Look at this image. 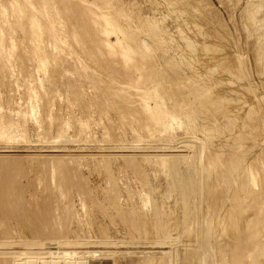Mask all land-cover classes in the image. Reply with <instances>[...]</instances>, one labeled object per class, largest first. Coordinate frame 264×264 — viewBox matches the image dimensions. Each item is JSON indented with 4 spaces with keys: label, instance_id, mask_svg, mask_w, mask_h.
Segmentation results:
<instances>
[{
    "label": "rangeland",
    "instance_id": "1",
    "mask_svg": "<svg viewBox=\"0 0 264 264\" xmlns=\"http://www.w3.org/2000/svg\"><path fill=\"white\" fill-rule=\"evenodd\" d=\"M48 1L60 24L38 13L36 31L28 0H0V179L10 153L26 170L9 197L25 219L0 210V264H264V0ZM118 38L135 61L108 54ZM56 159L78 186L58 191Z\"/></svg>",
    "mask_w": 264,
    "mask_h": 264
},
{
    "label": "bare ground",
    "instance_id": "2",
    "mask_svg": "<svg viewBox=\"0 0 264 264\" xmlns=\"http://www.w3.org/2000/svg\"><path fill=\"white\" fill-rule=\"evenodd\" d=\"M64 2H66V0H63ZM76 1V0H75ZM85 1V0H84ZM88 1V0H87ZM103 1V0H102ZM110 1V0H109ZM179 1V0H178ZM81 2V1H80ZM83 2V1H82ZM94 2V1H93ZM101 2V1H100ZM106 2V1H105ZM188 2V1H187ZM157 3V2H156ZM63 4H65V3H63ZM67 4V3H66ZM77 4V3H76ZM86 4V3H85ZM89 4V3H88ZM91 4V3H90ZM179 4V3H178ZM187 4V3H186ZM24 5V4H23ZM27 7H29L30 9H32V11H35V12H37V14H33L32 15V17L30 18L31 20V23H32V26L34 27V29L36 30V31H39L40 29H41V26H42V24L40 23V20L38 19V17H37V15H38V13L39 14H41V15H44L45 17H47L48 18V20H49V22H50V24H51V26H53V27H55V26H58L59 24H60V15L58 14V12H57V10H56V5L55 6H52L51 5V2H49L48 0H28V2H26V4H25ZM58 5V4H57ZM81 5V4H80ZM83 5V4H82ZM97 5V4H96ZM111 5V4H110ZM201 5V4H200ZM6 6V5H5ZM17 6H19V5H17ZM77 6H79V5H77ZM86 6H87V4H86ZM93 6V5H92ZM101 6V5H100ZM112 6H113V4H112ZM182 6V5H181ZM203 6V5H202ZM59 7V6H58ZM103 7V6H102ZM106 7V6H105ZM115 7V6H114ZM23 8V7H22ZM87 8H88V6L86 7V8H82V11H81V14H83L85 11V9L87 10ZM116 8V7H115ZM184 8V7H183ZM188 8V7H187ZM205 8V7H204ZM2 9V8H1ZM23 9H25V7L23 8ZM81 9V8H80ZM89 9V8H88ZM94 9H96V8H94ZM182 9V8H181ZM60 10V9H59ZM65 10L66 11H68V13H70L71 12V9L68 7V5H65ZM97 10V9H96ZM101 10V9H100ZM168 10V9H167ZM179 10V9H178ZM183 10H187V9H183ZM1 11V10H0ZM11 11V10H10ZM24 11V10H23ZM64 11V10H63ZM62 11V12H63ZM87 11H89V10H87ZM98 11V10H97ZM96 11V12H97ZM180 11V10H179ZM35 12H33V13H35ZM93 12H94V10H93ZM112 12V11H111ZM207 12V11H206ZM215 12V11H214ZM1 13V12H0ZM16 13V12H15ZM24 13V12H23ZM91 13V12H90ZM98 13V12H97ZM97 13L95 14V15H97ZM107 13V12H106ZM31 14V13H30ZM71 14V13H70ZM87 14H88V12H87ZM120 15H121V13H119ZM257 14V13H256ZM2 15V14H1ZM76 15V14H75ZM85 15V14H84ZM89 15V14H88ZM87 15V16H88ZM105 15V14H104ZM108 15V14H107ZM106 15V16H107ZM204 15V14H203ZM21 16H23V15H21ZM30 16V15H29ZM66 16V15H65ZM69 16V15H68ZM91 16V15H90ZM104 17V16H102V15H100V18H102L101 19V21L102 22H104V24L105 25H103L104 27H103V31H105V32H108V33H110V31H112L111 29H113L114 28V26H115V24H114V22H113V19H111V17H110V15L108 16V19H107V17ZM192 16V15H191ZM40 17V16H39ZM89 17V16H88ZM113 17H116V16H113ZM121 17V16H120ZM23 18V17H22ZM86 18V17H85ZM126 18V17H125ZM174 18V17H173ZM193 18V17H192ZM69 19V18H68ZM82 19H84V18H82ZM116 19H118V18H116ZM114 20V21H117V20ZM150 19V18H149ZM22 20V19H21ZM72 20V19H71ZM70 20V21H71ZM99 20V19H98ZM198 20V19H197ZM64 21V20H63ZM66 21V20H65ZM74 21V20H73ZM87 21H88V24H89V20L87 19ZM120 20H118V22H119ZM154 21V20H153ZM248 21V20H247ZM97 22L98 21H96L95 19L93 20V23H92V30H91V32H95L96 30H97V32H98V28L99 27H97L96 28V26H101V25H98L97 24ZM100 22V21H99ZM121 22V21H120ZM120 22H119V24H118V27H119V25H121L120 24ZM250 22V21H249ZM70 23V22H69ZM157 23H158V21H157ZM246 23V22H245ZM65 24V23H64ZM72 24V23H71ZM76 24V23H75ZM117 24V23H116ZM209 24V23H208ZM68 25V24H67ZM66 25V26H67ZM250 25V24H249ZM252 25V24H251ZM73 26H74V23H73ZM76 26V25H75ZM78 26H79V24H78ZM85 27H87V26H85ZM89 27H90V25H89ZM150 27V26H149ZM204 27V26H203ZM202 27V28H203ZM225 27V26H224ZM64 28V27H63ZM68 28V27H67ZM101 28V27H100ZM120 28H121V26H120ZM153 28H155V27H153ZM149 29V28H148ZM194 29V28H193ZM192 29V30H193ZM198 29V28H197ZM200 29V28H199ZM225 29V28H224ZM1 30H2V28H0V34H1ZM44 30V29H43ZM65 30V29H64ZM76 30V29H75ZM74 30V31H75ZM202 30V29H201ZM226 30V29H225ZM73 31V32H74ZM78 31H80V30H78ZM82 31H83V29H82ZM102 31V30H101ZM123 31V30H122ZM133 31V30H132ZM158 31V30H157ZM257 31V30H256ZM65 32V31H64ZM72 32V34H74L75 35V37L77 38V35H78V33H77V35H76V33L74 32L73 33ZM100 32V31H99ZM194 32V31H193ZM220 32V31H219ZM223 32V31H222ZM70 33V32H69ZM83 33V32H82ZM87 33V32H86ZM202 33V32H201ZM200 33V34H201ZM93 34V33H92ZM220 34V33H219ZM224 34V33H223ZM32 35H34V34H32ZM98 35H99V33H98ZM71 36V35H70ZM69 36V37H70ZM94 36H96V35H94ZM100 36V35H99ZM207 36V35H206ZM44 37V36H43ZM67 37V36H66ZM78 37H79V35H78ZM158 37V36H157ZM160 37H161V35H160ZM195 37V36H194ZM48 38V37H47ZM103 38V37H102ZM102 38H101V40H102ZM193 38V37H192ZM73 39V38H72ZM77 39H80V38H77ZM223 39H225L224 37H223ZM5 40H6V38H5ZM176 40V39H175ZM39 41V40H38ZM108 41V40H107ZM107 41H105V43L107 42ZM157 41V40H156ZM180 41V40H179ZM211 41V40H210ZM214 41V40H213ZM226 41V40H225ZM71 42H72V40H71ZM190 42V41H189ZM194 42V41H193ZM196 42V41H195ZM198 42V41H197ZM73 43V42H72ZM95 43V42H94ZM100 43V42H99ZM116 43H117V45H116ZM116 43H114V44H111V43H107L106 44V46H107V50H109V53L108 54H110L111 56H116V54H119V55H122L123 56V58L125 59V63L126 62H133V61H135V58H134V54H133V48H132V45H130L129 43H127L126 45H120L119 46V43H121V39L120 38H118V40H117V42ZM207 43V42H206ZM80 44V43H79ZM91 44V43H90ZM187 44V43H186ZM217 44V43H216ZM14 45V44H13ZM75 45H76V43H75ZM102 45V44H101ZM222 45V44H221ZM8 46V45H7ZM11 46V45H10ZM86 46V45H85ZM93 46H95V44L93 45ZM14 47V46H13ZM87 47H88V45H87ZM86 47V48H87ZM101 47V46H100ZM102 47H104V45L102 46ZM10 48V47H9ZM40 48H42V46L40 47ZM80 48V47H79ZM191 48V47H190ZM205 48V47H204ZM3 49V41L0 39V52H1V50ZM8 49V48H7ZM46 49V48H45ZM75 49V48H74ZM105 49V48H104ZM225 49V48H224ZM260 49V48H259ZM33 50V49H32ZM89 50V49H88ZM219 50V49H218ZM48 51V50H47ZM72 51V50H71ZM86 51H87V49H86ZM97 51V50H96ZM24 52V51H23ZM138 52V51H137ZM261 52V51H260ZM76 53V52H75ZM88 53H90V52H88ZM107 53V52H106ZM221 53V52H220ZM49 54H51V53H49ZM77 54V53H76ZM137 54V53H136ZM3 55V54H2ZM61 55V54H60ZM89 55V54H88ZM106 55V54H105ZM7 56V55H6ZM14 56H16V55H14ZM22 56V55H21ZM48 56V55H47ZM46 56V57H47ZM51 56V55H50ZM80 55H78V57H79ZM82 56V55H81ZM91 56H92V54H91ZM95 56H97V55H95ZM107 56V55H106ZM17 57V56H16ZM56 57H57V55H56ZM86 57V56H85ZM84 57V58H85ZM98 57V56H97ZM100 57V56H99ZM109 57V56H108ZM119 57V56H118ZM47 58H49V57H47ZM80 58V57H79ZM78 58V59H79ZM90 58V57H89ZM19 59V58H18ZM260 59V58H259ZM58 60H59V58H58ZM74 60V59H73ZM97 60H98V58H97ZM121 60V59H120ZM140 60V59H139ZM221 60V59H220ZM230 60V59H229ZM20 61V60H19ZM62 61V60H61ZM108 61V60H107ZM116 61V60H115ZM48 62H49V60H48ZM85 62V61H84ZM83 62V63H84ZM87 62V61H86ZM106 62V61H105ZM229 62V61H228ZM237 62V61H236ZM2 63V62H1ZM50 63V62H49ZM69 63V62H68ZM88 63V62H87ZM94 63H95V61H94ZM101 63H102V61H101ZM109 63V62H108ZM173 63V62H172ZM224 63V62H223ZM227 63V62H226ZM256 63V62H255ZM90 64V63H89ZM92 64V63H91ZM111 64V63H110ZM228 64V63H227ZM79 65V64H78ZM204 65V64H203ZM82 66V65H81ZM89 66V65H88ZM108 66H112V65H108ZM125 66V65H124ZM123 66V67H124ZM216 66V65H215ZM76 67V66H75ZM79 67V66H78ZM99 67V66H98ZM119 67V66H118ZM153 67V66H152ZM220 67V66H219ZM38 68V67H37ZM67 68V67H66ZM73 68V67H72ZM103 68V67H102ZM125 68V67H124ZM171 68V67H170ZM59 69V68H58ZM74 69H76V68H74ZM74 69H73V71H74ZM104 69V68H103ZM110 69V68H109ZM226 69V68H225ZM3 70V69H2ZM26 70V69H25ZM30 70V69H29ZM108 70V69H107ZM217 70H219V69H217ZM231 70V69H230ZM1 71V70H0ZM24 71V70H23ZM53 71V70H52ZM92 71V70H91ZM94 71V70H93ZM96 71V70H95ZM106 71V70H105ZM112 71V70H111ZM122 71V70H121ZM145 71H146V69H145ZM173 71V70H172ZM4 72V71H3ZM20 72V71H19ZM89 72V71H88ZM97 72V71H96ZM107 72H109V71H107ZM229 72V71H228ZM18 73V72H17ZM35 73V72H34ZM83 73V72H82ZM105 73V72H104ZM137 73V72H136ZM135 73V74H136ZM161 73V72H160ZM159 73V74H160ZM207 73V72H206ZM239 73V72H238ZM106 74V73H105ZM112 74H114V73H112ZM125 74V73H124ZM213 74V73H212ZM256 74V73H255ZM88 75V74H87ZM86 75V76H87ZM90 75V74H89ZM99 75V74H98ZM109 75V74H108ZM120 75H122V73L120 74ZM147 75V74H146ZM230 75V74H229ZM233 75V74H232ZM32 76H34V75H32ZM78 76V75H77ZM100 76V75H99ZM125 76H126V74H125ZM199 76V75H198ZM231 76V75H230ZM89 77V76H88ZM107 77H109V76H107ZM129 77V76H128ZM133 77H134V75H133ZM235 77V76H234ZM24 78V77H23ZM37 78V77H36ZM85 78V77H84ZM87 78V77H86ZM90 78V77H89ZM97 78V77H96ZM106 78V77H105ZM157 78H158V76H157ZM156 78V79H157ZM6 79V78H5ZM183 79V78H182ZM242 79V78H241ZM26 80V79H25ZM87 80V79H86ZM89 80V79H88ZM96 80H98V79H96ZM101 80V79H100ZM109 80H112V79H109ZM119 80V79H118ZM122 80V79H121ZM196 80V79H195ZM10 81H11V79H10ZM29 81V80H28ZM72 81V80H71ZM101 81H103V80H101ZM106 81V80H105ZM124 81V80H123ZM130 81H131V79H130ZM148 81V80H147ZM153 81V80H152ZM156 81V80H155ZM154 81V82H155ZM172 81H174L173 79H172ZM198 81V80H197ZM210 81V80H209ZM218 81V80H217ZM227 81H229V80H227ZM38 82V81H37ZM91 82H93V81H91ZM115 82H116V80H115ZM114 82V83H115ZM141 82H144V80H143V77H141V76H139L136 80H134L133 81V84L135 85H137V84H139L140 85V83ZM242 82V81H241ZM33 83V82H32ZM57 83V82H56ZM70 83V82H69ZM89 83V82H88ZM96 83V82H95ZM105 83H107V82H105ZM120 83V82H119ZM127 83V82H126ZM178 83V82H177ZM200 83V82H199ZM214 83V82H213ZM217 83V82H216ZM230 83V82H229ZM91 84V83H90ZM97 84H98V82H97ZM101 84V83H100ZM99 84V85H100ZM130 84V83H129ZM142 84V83H141ZM154 84V83H153ZM160 84H162V82H160ZM190 84V83H189ZM25 85V84H24ZM82 85V84H81ZM102 85V84H101ZM104 85V84H103ZM219 85V84H218ZM234 85V84H233ZM237 85V84H236ZM239 85V84H238ZM5 86V85H4ZM17 86V85H16ZM31 86H33V85H31ZM52 86V85H51ZM76 86H77V84H76ZM106 86H109V85H106ZM125 86H128V84L126 85L125 84ZM138 86V85H137ZM141 87L140 88H142V85H140ZM153 86V85H152ZM24 87V86H23ZM53 87V86H52ZM55 87V86H54ZM95 87L96 88H98L96 85H95ZM129 87V86H128ZM135 87V86H134ZM204 87V86H203ZM30 88V87H29ZM79 88H80V86H79ZM102 88V87H101ZM107 88V87H106ZM119 88V87H118ZM154 88V87H153ZM198 88V87H197ZM219 88V87H218ZM19 89V88H18ZM26 89V88H25ZM50 89V88H49ZM99 89H100V86H99ZM108 89V88H107ZM113 89V88H112ZM128 89V88H127ZM262 89V88H261ZM28 90V89H27ZM60 90V89H59ZM116 90V89H115ZM129 90V89H128ZM141 90V89H140ZM162 90V89H161ZM30 91V90H29ZM52 91V90H51ZM107 91V90H106ZM111 91V90H110ZM13 92V91H12ZM53 92V91H52ZM77 92V91H76ZM99 92H101V91H99ZM112 92V91H111ZM131 92H132V90H131ZM130 92V93H131ZM133 92H135V91H133ZM132 92V93H133ZM141 92H142V90H141ZM139 93V94H141V96H142V94L144 95V93ZM179 92V91H178ZM191 92V91H190ZM49 93V92H48ZM62 93V92H61ZM110 93V92H109ZM115 93V92H114ZM128 93V92H127ZM168 93V92H167ZM201 93V92H200ZM232 93V92H231ZM123 94V93H122ZM160 94V93H159ZM193 95H195L194 93H192ZM191 94V95H192ZM210 94V93H209ZM243 94V93H242ZM13 95H15V94H13ZM124 95V94H123ZM172 95V94H171ZM174 95V94H173ZM179 95H181V94H179ZM230 95V94H229ZM240 95V94H239ZM102 96V95H101ZM158 96V95H157ZM133 97V96H132ZM168 97V96H167ZM171 97V96H170ZM169 97V98H170ZM240 97V96H239ZM246 97V96H245ZM36 98H38V97H36ZM159 98V97H158ZM195 98V97H194ZM220 98V97H219ZM102 99V98H101ZM108 99V98H107ZM110 99V98H109ZM133 99V98H132ZM142 100H143V98H141ZM185 99H186V97H185ZM229 99V98H228ZM113 100V99H112ZM117 100V99H116ZM120 100H121V98H120ZM167 100V99H166ZM170 100H171V98H170ZM176 100H177V98H176ZM98 101V100H97ZM110 101V100H109ZM126 101V100H125ZM124 101V102H125ZM162 101V100H161ZM243 101V100H242ZM241 101V102H242ZM87 102V101H86ZM112 102V101H111ZM130 102V101H129ZM132 102V101H131ZM164 102H167V101H164ZM171 102V101H170ZM174 102V101H173ZM208 102V101H207ZM218 102H220V101H218ZM245 102V101H244ZM248 102V101H247ZM49 103V102H48ZM106 103V102H105ZM45 104V103H44ZM126 104V103H125ZM165 106H166V104L165 103H163ZM167 104H169V103H167ZM174 104L175 103H173V106H174ZM178 104V103H177ZM204 104V103H203ZM210 104V103H209ZM237 104H238V102H237ZM242 104V103H241ZM69 105V104H68ZM145 105H146V103L144 104V107H145ZM171 105V104H170ZM19 106V105H18ZM27 106V105H26ZM100 106V105H99ZM105 106V105H104ZM104 106H103V108H104ZM112 106H113V103H112ZM189 106H190V104H189ZM214 106V105H213ZM229 106V105H228ZM247 106V105H246ZM245 106V107H246ZM69 107V106H68ZM98 107V106H97ZM107 107H108V105H107ZM131 107H133V105L131 106ZM220 107V106H219ZM238 107V106H237ZM20 108V107H19ZM115 108V107H114ZM146 108H147V106H146ZM161 108V106L159 105V103H157L156 104V107L155 108H153V109H149L153 114H156V118H158V117H160L161 116V114H162V112L161 111H159V109ZM168 108V107H167ZM172 108V107H171ZM18 109V108H17ZM112 109V108H111ZM118 110H119V108H117ZM126 109H127V107H126ZM125 109V110H126ZM137 109V108H136ZM192 109V108H191ZM234 109V108H233ZM21 110V109H20ZM61 110V109H60ZM114 110V109H113ZM116 110V109H115ZM118 110H117V112H118ZM120 110H121V108H120ZM120 110H119V112H120ZM129 110V109H128ZM131 110V109H130ZM161 110V109H160ZM166 110V109H165ZM171 110H173V109H171ZM200 110V109H199ZM238 110V109H237ZM241 110V109H240ZM244 110V109H243ZM10 111V110H9ZM16 111V110H15ZM144 111V110H143ZM185 111V110H184ZM193 111V110H192ZM118 112V113H119ZM126 112V111H125ZM140 112V111H139ZM145 112V111H144ZM165 112V111H164ZM190 112V111H189ZM188 112V113H189ZM208 112V111H207ZM216 112H219V111H216ZM30 113V112H29ZM61 113V112H60ZM107 113H109V112H107ZM116 113V112H115ZM117 113V114H118ZM122 113H123V111H122ZM166 113V112H165ZM23 113H21V115H22ZM48 114V113H47ZM119 114H121V113H119ZM127 114V113H126ZM144 115H146L147 113H143ZM168 114V113H167ZM177 114V113H176ZM192 114V113H191ZM204 114H205V112H204ZM227 114V113H226ZM9 115V114H8ZM24 115V114H23ZM29 115V114H28ZM31 115V114H30ZM58 115V114H57ZM116 115V114H115ZM128 115V114H127ZM186 115H189V114H186ZM199 115V114H198ZM122 114H121V117L120 118H122ZM125 116V115H124ZM165 116H166V114H165ZM185 116V115H184ZM205 116V115H204ZM28 117V116H27ZM62 117V116H61ZM89 117H90V115H89ZM92 117V116H91ZM111 117V116H110ZM144 117V116H143ZM149 117V116H148ZM188 117V116H187ZM186 117V118H187ZM10 118V117H9ZM134 118V117H133ZM167 118H169V117H167ZM178 118V117H177ZM207 118V117H206ZM225 118H227V117H225ZM236 118V117H235ZM47 119V118H46ZM59 119V118H58ZM85 119H86V117H85ZM148 119V118H147ZM162 119V118H161ZM215 119V118H214ZM230 119V118H229ZM233 119V118H232ZM248 119V118H247ZM13 120V119H12ZM17 120V119H16ZM25 120H26V118H25ZM110 120V119H109ZM145 120H146V117H145ZM151 120H153V119H151ZM151 120H148V121H151ZM175 120H177V119H175ZM216 120H218V119H216ZM226 120V119H225ZM18 121V120H17ZM26 121H28V120H26ZM132 121V120H131ZM59 122V121H58ZM62 122V121H61ZM146 122V121H145ZM152 122H154V121H152ZM170 122V121H169ZM176 122V121H175ZM233 122H235V121H233ZM44 123V122H43ZM182 123V122H181ZM191 123V122H190ZM225 123V122H224ZM1 124H3V123H1ZM46 124V123H45ZM69 124V123H68ZM128 124V123H127ZM150 124V123H149ZM152 124V123H151ZM154 124H156L155 122H154ZM218 124V123H217ZM242 124V123H241ZM263 124V123H262ZM19 125V124H18ZM26 126L27 124H23V126ZM61 125V124H60ZM67 125V124H66ZM72 125V124H71ZM110 125V124H109ZM237 125V124H236ZM19 126H21V125H19ZM22 126V127H23ZM111 126V125H110ZM132 126V125H131ZM140 126V125H139ZM145 126V125H144ZM147 126V125H146ZM155 126V125H154ZM188 126V125H187ZM240 126V125H239ZM1 127V126H0ZM12 128L14 127V126H11ZM61 127H63V126H61ZM70 127V126H69ZM114 127V126H113ZM133 127V126H132ZM186 127V126H185ZM207 127V126H206ZM15 128V127H14ZM23 128H25V127H23ZM22 128V129H23ZM144 129H145V127H143ZM195 128V127H194ZM226 128V127H225ZM243 128V127H242ZM106 129V128H105ZM113 129V128H112ZM224 129V128H223ZM24 130V129H23ZM150 130V129H149ZM2 131V130H1ZM0 131V132H1ZM5 131V130H4ZM22 131V130H21ZM58 131V130H57ZM226 131V130H225ZM239 131V130H238ZM6 132V131H5ZM27 132V131H26ZM25 132V133H26ZM60 132V131H59ZM77 132V131H76ZM217 132V131H216ZM222 132V131H221ZM21 133V132H20ZM83 133V132H82ZM88 133V132H87ZM106 133V132H105ZM1 134H2V132H1ZM0 134V135H1ZM6 134V133H5ZM22 134H24V131H23V133ZM60 134V133H59ZM63 134V133H62ZM237 134V133H236ZM245 134V133H244ZM7 135V134H6ZM26 135V134H25ZM52 135V134H51ZM57 135V134H56ZM61 135V134H60ZM66 135V134H65ZM2 136V135H1ZM15 136V135H14ZM14 136H11L9 139H5L6 140V142H9V141H13V140H16V138L14 137ZM21 136V135H20ZM24 136V135H23ZM22 136V137H23ZM64 136V135H63ZM2 137H4V136H2ZM19 137V136H18ZM24 137H26V136H24ZM50 137V136H49ZM49 137L47 138V139H49ZM197 137V136H196ZM225 137V136H224ZM1 138V137H0ZM190 139H191V137H189ZM4 139V138H3ZM25 139V138H24ZM2 140V139H1ZM17 140H18V138H17ZM60 140V139H59ZM187 140V139H186ZM192 140L193 139H191V142H192ZM202 140V139H201ZM200 140V141H201ZM47 141V140H46ZM197 141V140H196ZM215 141V140H214ZM232 141V140H231ZM21 142V141H20ZM26 142H27V140H26ZM193 142H194V140H193ZM29 143V142H28ZM49 143V142H48ZM110 143V142H109ZM204 143V142H203ZM20 144V143H19ZM31 144V143H30ZM52 144V143H51ZM112 144H114V143H112ZM119 144V143H118ZM121 144V143H120ZM195 144V143H194ZM193 144V145H194ZM200 144V143H199ZM27 145H29V144H27ZM58 145V144H57ZM205 145V144H204ZM5 146V145H4ZM12 146V148H14V149H16L17 150V147H15V145L13 146V145H6L5 147L6 148H8V147H11ZM197 146V145H196ZM201 146V145H200ZM209 146V145H208ZM4 147V148H5ZM25 147V146H24ZM206 147V146H205ZM29 148V147H28ZM61 148V147H60ZM69 148V147H68ZM195 148V147H194ZM197 148V147H196ZM177 149V148H176ZM199 149V148H198ZM202 149H204V146H203V148ZM207 149V148H206ZM235 149V148H234ZM4 150V149H3ZM12 150V149H11ZM15 150V151H16ZM20 150V149H19ZM18 150V151H19ZM56 150V149H55ZM122 150V149H121ZM8 151V150H7ZM6 151V149H5V152H7ZM63 151V150H62ZM120 151V150H119ZM4 152V151H3ZM122 152V151H121ZM197 152V151H196ZM205 152V151H204ZM211 152V151H210ZM1 154H2V152H0ZM10 153V152H9ZM193 153V152H192ZM199 153V152H198ZM197 153V154H198ZM202 153V152H201ZM200 153V154H201ZM219 153V152H218ZM0 154V155H1ZM7 154V153H6ZM36 154V153H35ZM131 154V153H130ZM129 154V155H130ZM165 154V153H164ZM195 154V153H194ZM210 154V153H209ZM221 154V153H220ZM10 155H11V157L10 158H8L7 160H6V162L5 163H3V169H5V170H7V171H4V173L6 172V174H5V176H4V178L3 179H0V199H2L1 200V202L0 203H2V206H0V210H2L1 208H3L4 209V211H6V214L5 215H7V216H16V218L18 217V218H21V219H25V217H23L24 215L22 214H19L18 212H20L19 210H20V208L17 206V203L19 204V202L18 201H16L17 203L16 204H12L11 203V199H9V197H11L13 194V191H12V189H13V185L12 184H14V182H15V180H16V182H19L18 180H19V178H20V176H21V173H22V176L24 175L23 173L26 171V170H23V172H22V169H23V167H25L24 166V162H22L21 161V159L20 158H18L17 156H16V153H10ZM27 155V154H26ZM30 155H32V154H30ZM67 155V154H66ZM65 155V156H66ZM69 155V154H68ZM187 155V154H186ZM199 155V154H198ZM216 155L218 156V154L216 153ZM15 156V157H14ZM23 156H24V153H23ZM58 156V155H57ZM63 156V155H62ZM110 156V155H109ZM167 156V155H166ZM172 156V155H171ZM174 156V155H173ZM202 156V155H201ZM201 156L199 157V158H201ZM234 156V155H233ZM40 157V156H39ZM56 157V156H55ZM168 157V156H167ZM166 157V158H167ZM186 157V156H185ZM192 157H194V156H192ZM216 157V156H215ZM54 158V157H53ZM52 158V159H53ZM62 158V157H61ZM66 158V157H65ZM70 158H72V157H70ZM163 158V157H162ZM165 158V157H164ZM187 158V157H186ZM203 158V157H202ZM216 158H218V157H216ZM6 159V158H5ZM195 159V158H194ZM211 159L213 160V158H212V156H211ZM211 159L209 160L210 162H211ZM219 159V158H218ZM73 160V159H72ZM214 160H216V159H214ZM229 160V159H228ZM5 161V160H4ZM3 160H2V162H4ZM166 161V160H165ZM174 161V160H173ZM193 161V160H192ZM196 161H198V162H201L200 161V159L199 160H196ZM218 161V160H217ZM220 161V160H219ZM225 161V160H224ZM49 162V161H48ZM63 163V165L65 164V160H59V159H56V161L55 160H52V166L54 167V168H56V167H58V175L55 173V174H53V178H55L56 177V179H57V182H56V180L54 181V182H56L55 184H56V188H58V191L59 190H61L62 188H67V189H70V187H74L75 188V185H77V182H73V180L71 179V169L69 168V167H66V164H65V167L63 166V165H61L60 163ZM204 162V161H203ZM197 163V162H196ZM215 164H216V162H214ZM213 163V164H214ZM218 163V162H217ZM221 163V162H220ZM227 163V162H226ZM232 163V162H231ZM234 163V162H233ZM1 164V163H0ZM56 164V165H55ZM186 164V163H185ZM219 164V163H218ZM218 164H217V166H218ZM224 164V163H223ZM228 164H229V162H228ZM74 165V164H73ZM202 165V164H201ZM209 165H211V164H208V166ZM221 165V164H220ZM226 166V165H225ZM231 166H232V164H231ZM250 166V165H249ZM51 167V166H50ZM49 167V168H50ZM169 167V166H168ZM201 167V166H200ZM211 167V166H210ZM214 167V166H213ZM230 167V166H229ZM52 168V167H51ZM71 168H72V166H71ZM78 168V167H77ZM208 168V167H207ZM1 169V168H0ZM201 169V168H200ZM205 169V168H204ZM203 169V170H204ZM209 169V168H208ZM212 169V168H211ZM224 169V168H223ZM230 169V168H229ZM71 170V171H70ZM202 170V171H203ZM250 170V169H249ZM3 171V170H2ZM79 171V170H78ZM201 171V170H200ZM214 171V170H213ZM225 171V170H224ZM0 172H1V170H0ZM46 172V171H45ZM55 172H56V170H55ZM175 172V171H174ZM212 172V171H211ZM228 172V171H227ZM80 173V172H79ZM199 173H201V172H199ZM51 174V173H50ZM81 174H82V172H81ZM191 174V173H190ZM208 174V173H207ZM211 174H213V172L211 173ZM218 174H220V173H218ZM234 174V173H233ZM167 175H169V173L167 174ZM197 175V174H196ZM214 175H215V173H214ZM213 175V176H214ZM222 175V174H221ZM220 175V176H221ZM21 176V177H22ZM51 176V175H50ZM80 176V175H79ZM200 176H201V174H200ZM75 177V176H74ZM192 177L193 176H191L190 175V178L192 179ZM195 177V176H194ZM223 177V176H222ZM233 177V176H232ZM2 178V177H1ZM24 178V177H23ZM82 178V177H81ZM180 179H182V178H180ZM194 179V178H193ZM192 179V180H193ZM22 180V179H21ZM20 180V181H21ZM81 180H83V179H81ZM178 180V179H177ZM176 180V181H177ZM195 180V179H194ZM208 180V179H207ZM211 180V179H210ZM220 180V179H219ZM14 181V182H13ZM200 181V180H199ZM216 181V180H215ZM206 182V181H205ZM207 182H209V180L207 181ZM41 183V182H40ZM182 183H183V181H182ZM187 183V182H186ZM210 183V182H209ZM219 183V182H218ZM42 184V183H41ZM52 184H54V183H52ZM79 184V183H78ZM204 184V183H203ZM211 184H212V182L210 183V186H211ZM216 184V183H215ZM202 185V184H201ZM207 185H209V184H207ZM228 185V184H227ZM15 186V185H14ZM17 186H18V184H17ZM26 186V185H25ZM53 186V185H52ZM64 186H66V187H64ZM78 186V185H77ZM192 186V185H191ZM16 187V186H15ZM22 187V186H21ZM83 187V186H82ZM182 187V186H181ZM211 187H213V186H211ZM210 187V188H211ZM219 187V186H218ZM19 188V187H18ZM54 188V187H53ZM15 189H17V188H15ZM73 189V188H72ZM201 189V188H200ZM19 190V189H18ZM17 190V191H18ZM82 190V189H81ZM210 190V189H209ZM209 190H206V191H208V193H209ZM25 191V190H24ZM36 191V190H35ZM56 191H57V189H56ZM83 191V190H82ZM203 191V190H202ZM211 191V190H210ZM15 192V191H14ZM53 192V191H52ZM61 192H62V190H61ZM17 193H19V192H17ZM21 193V192H20ZM26 193V192H25ZM64 193V192H63ZM221 193V192H220ZM42 195V194H41ZM84 195V194H83ZM215 195V194H214ZM18 196V195H17ZM24 196V195H23ZM22 196V194H21V197H23ZM56 196V195H55ZM62 196V195H61ZM213 196V195H212ZM37 197V196H36ZM43 197V196H42ZM58 197H59V195H58ZM67 197V196H66ZM209 197V196H208ZM15 198V197H14ZM18 198L19 197H17V198H15V199H17L18 200ZM63 198V197H62ZM24 198H22V200H23ZM42 199V198H41ZM81 199V198H80ZM211 199V198H210ZM212 200V199H211ZM47 201V200H46ZM52 201H53V199H52ZM57 201V200H56ZM68 201V200H67ZM85 201V200H84ZM156 201V200H155ZM184 201V200H183ZM209 201V200H208ZM22 202V201H21ZM24 202V201H23ZM148 202H149V200H148ZM14 203V202H13ZM27 203V202H26ZM34 203V202H33ZM58 203V202H57ZM212 203V202H211ZM22 204V203H21ZM24 204V203H23ZM39 204V203H38ZM157 204V203H156ZM155 204V205H156ZM212 204H214V203H212ZM212 204H211V206H212ZM44 205V204H43ZM46 205V204H45ZM184 205V204H183ZM187 205V204H186ZM215 205H216V203H215ZM25 206V205H24ZM214 206V205H213ZM36 207V206H35ZM55 207V206H54ZM157 207V206H156ZM187 207V206H186ZM22 208H24V207H22ZM43 208V207H42ZM73 208V207H72ZM261 208V207H260ZM28 209V208H27ZM46 209V208H45ZM61 209V208H60ZM236 209V208H235ZM22 210V209H21ZM25 210H26V208H25ZM33 210V209H32ZM44 210V209H43ZM42 210V211H43ZM49 210V209H48ZM212 210H213V208H212ZM214 210H216V208L214 209ZM213 210V211H214ZM220 210V209H219ZM29 211V210H28ZM39 212L40 213V211L38 210V211H36V210H33L31 213H33V212ZM50 211V210H49ZM48 211V212H49ZM60 211V210H59ZM1 212H3V211H1ZM44 212V211H43ZM47 212V211H46ZM51 212V211H50ZM49 212V213H50ZM21 213H24V212H22L21 211ZM28 213V212H27ZM30 212L28 213L29 215L31 214ZM42 213V212H41ZM45 213V212H44ZM48 213V214H49ZM67 213V212H66ZM16 214V215H15ZM211 214V213H210ZM209 214V215H210ZM222 214V213H221ZM35 215H36V217H37V214L35 213ZM34 215V216H35ZM39 215V214H38ZM43 215V214H42ZM41 215V216H42ZM52 215V214H51ZM60 215V214H59ZM214 215V214H213ZM30 216H32V214L30 215ZM46 216V215H45ZM50 216V215H49ZM220 216V215H219ZM6 217V216H5ZM51 217V216H50ZM32 219L33 218H35V217H31ZM39 218H40V216H39ZM4 219V218H3ZM37 219V218H36ZM45 221L47 222V218L45 217ZM207 219V218H206ZM15 220H17V219H15ZM40 220V219H39ZM39 220H38V222H39ZM5 221H7V220H5ZM20 221V220H19ZM32 221V220H31ZM33 221H34V219H33ZM32 221V222H33ZM37 221V220H36ZM49 221V220H48ZM51 221V220H50ZM49 221V222H50ZM208 221V220H207ZM8 222V221H7ZM38 222H37V225H36V227L39 225L38 224ZM41 222H42V224H45V223H43V221L41 220ZM41 222H39V223H41ZM48 222V223H49ZM51 223V222H50ZM53 223V222H52ZM138 223H139V221H138ZM147 223V222H146ZM20 224V223H19ZM18 224V225H19ZM34 224V223H33ZM35 224H36V222H35ZM58 224H59V222H58ZM72 224V223H71ZM6 225V224H5ZM41 225V224H40ZM46 225V224H45ZM54 225V224H53ZM2 226V225H1ZM8 226V225H7ZM43 226V225H42ZM47 226V225H46ZM49 226H50V224H49ZM61 226V225H60ZM35 227V226H34ZM54 227V226H53ZM132 227V226H131ZM264 227V226H263ZM5 228H6V226H5ZM39 229L40 228H38V231H39ZM44 229V228H43ZM47 229H48V227H47ZM50 230L52 229V227L51 228H49ZM71 229V228H70ZM129 229V228H128ZM208 229V228H207ZM7 230V229H6ZM35 230V229H34ZM42 230V229H41ZM45 230V229H44ZM59 230V229H58ZM211 230V229H210ZM9 233H10V231L9 230H7ZM15 231V230H14ZM13 231V232H14ZM37 231V232H38ZM48 231V230H47ZM46 230H45V232H47ZM53 231V230H52ZM52 231H51V233H52ZM56 231V230H55ZM41 232V231H40ZM49 232V231H48ZM56 233V232H55ZM5 234H6V232H5ZM15 234V233H14ZM59 234V233H58ZM133 236V235H132ZM150 236V235H149ZM8 237V236H7ZM45 237V236H44ZM142 237V236H141ZM139 239V238H138ZM255 239H256V237H255ZM8 240H9V238H8ZM26 240V239H25ZM52 240V239H51ZM262 240V239H261ZM260 240V241H261ZM251 241V240H250ZM259 241V240H258ZM9 242V241H8ZM42 242V241H41ZM47 242V241H46ZM66 243V242H65ZM18 244V243H17ZM29 244V243H28ZM57 244H59V243H57ZM11 245V244H10ZM35 245V244H34ZM66 245V244H65ZM207 245V244H206ZM216 245V244H215ZM166 246V245H165ZM257 248H258V246H257ZM253 250V249H252ZM1 251V250H0ZM248 251V250H247ZM23 252V251H22ZM61 252H64V251H61ZM252 252V251H251ZM41 253V252H40ZM263 253V252H262ZM72 254V253H71ZM74 255V254H73ZM131 255V254H130ZM72 256V255H71ZM194 256V255H193ZM202 256V255H201ZM249 256V255H248ZM251 256V255H250ZM73 257V256H72ZM244 257V256H243ZM54 258V257H53ZM206 258V257H205ZM208 258V257H207ZM75 259V258H74ZM163 259V258H162ZM212 259V258H211ZM50 260H52V259H50ZM61 260V259H60ZM2 261V260H1ZM67 262V261H66ZM3 263H4V261H3ZM42 263V262H41ZM49 263H51V262H49ZM53 264V263H52Z\"/></svg>",
    "mask_w": 264,
    "mask_h": 264
}]
</instances>
